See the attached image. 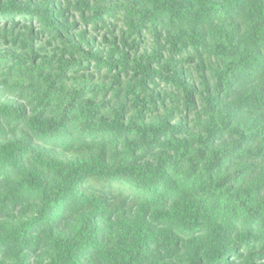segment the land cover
<instances>
[{"label": "trees", "instance_id": "16d2710c", "mask_svg": "<svg viewBox=\"0 0 264 264\" xmlns=\"http://www.w3.org/2000/svg\"><path fill=\"white\" fill-rule=\"evenodd\" d=\"M0 264H264V0H0Z\"/></svg>", "mask_w": 264, "mask_h": 264}]
</instances>
